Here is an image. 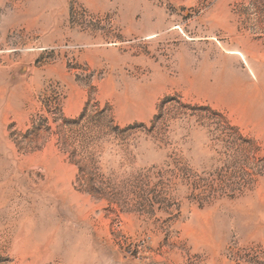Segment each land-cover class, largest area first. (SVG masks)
I'll return each mask as SVG.
<instances>
[{
	"label": "rangeland",
	"instance_id": "rangeland-1",
	"mask_svg": "<svg viewBox=\"0 0 264 264\" xmlns=\"http://www.w3.org/2000/svg\"><path fill=\"white\" fill-rule=\"evenodd\" d=\"M0 264H264V0H0Z\"/></svg>",
	"mask_w": 264,
	"mask_h": 264
}]
</instances>
